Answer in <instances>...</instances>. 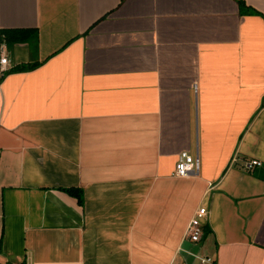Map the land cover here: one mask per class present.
I'll use <instances>...</instances> for the list:
<instances>
[{"label":"crops","instance_id":"crops-1","mask_svg":"<svg viewBox=\"0 0 264 264\" xmlns=\"http://www.w3.org/2000/svg\"><path fill=\"white\" fill-rule=\"evenodd\" d=\"M243 1L0 0L2 262L264 264V0Z\"/></svg>","mask_w":264,"mask_h":264},{"label":"built area","instance_id":"built-area-1","mask_svg":"<svg viewBox=\"0 0 264 264\" xmlns=\"http://www.w3.org/2000/svg\"><path fill=\"white\" fill-rule=\"evenodd\" d=\"M3 53V50H2ZM8 60L6 54H2L0 57V74H2L4 67L6 66ZM261 163L260 160L252 158L246 161L245 166L247 168H251L252 166L259 165ZM199 161L198 157L194 154L190 153L188 150H181L178 154L177 160L175 162L174 167V174L176 175H188L194 173L198 170ZM207 208L206 206L202 205L199 206L192 217L190 218L189 224L186 228V236L189 238L191 242H198L203 233V220L206 216ZM194 256L198 258L199 264H212L213 259L210 255H197L192 252ZM0 264H19L18 262H2L0 259Z\"/></svg>","mask_w":264,"mask_h":264},{"label":"trees","instance_id":"trees-1","mask_svg":"<svg viewBox=\"0 0 264 264\" xmlns=\"http://www.w3.org/2000/svg\"><path fill=\"white\" fill-rule=\"evenodd\" d=\"M238 1H239L240 9L243 11L244 8H246L247 6L243 0H238ZM252 10H254V9H252ZM1 32H2L3 38L7 42H12V41H17V40H25V39H28L31 35H32V37L35 36L34 30L30 29V28H7V29H3ZM33 65H34L33 63L21 64L19 66L12 67L9 70L26 69V68L32 67ZM4 73H5V71L2 72L1 75H3ZM61 189L66 191L68 194L76 197L78 203L82 204L83 193H82L81 187H79V186H68V187H61Z\"/></svg>","mask_w":264,"mask_h":264}]
</instances>
